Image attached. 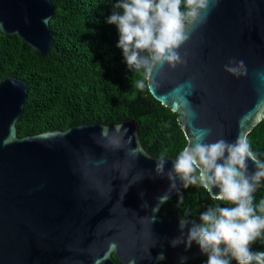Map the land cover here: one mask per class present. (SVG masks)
<instances>
[{"label":"water","instance_id":"water-1","mask_svg":"<svg viewBox=\"0 0 264 264\" xmlns=\"http://www.w3.org/2000/svg\"><path fill=\"white\" fill-rule=\"evenodd\" d=\"M55 11L52 0H0V32L46 55ZM189 30L182 62L147 73L150 93L177 114L186 146L203 130L206 143L247 138L264 119V0H215ZM233 60L244 62L241 75L226 71ZM28 93L24 79H0V264H184L205 255L195 242L172 245L182 217L160 211L184 187L177 177L170 188L175 157L149 152L135 119L19 136Z\"/></svg>","mask_w":264,"mask_h":264},{"label":"trees","instance_id":"trees-1","mask_svg":"<svg viewBox=\"0 0 264 264\" xmlns=\"http://www.w3.org/2000/svg\"><path fill=\"white\" fill-rule=\"evenodd\" d=\"M52 1L56 11L50 20L53 41L48 54L35 52L19 36L0 32V79L17 76L29 89L17 122L18 135L133 118L139 123L141 142L149 152L176 158L187 140L177 114L150 93L148 72L127 67L117 47L118 27L107 23L116 0ZM141 80L145 83L143 90L135 86ZM247 140L258 160L264 162V119L254 126ZM253 197L257 214L264 215L258 208L264 200V178ZM217 204L232 206L214 200L202 186L190 185L171 198L160 214L176 212L199 221L200 213ZM250 247L253 252L264 251V233ZM207 259L205 254L184 264H206ZM231 264L238 262L232 260Z\"/></svg>","mask_w":264,"mask_h":264},{"label":"clouds","instance_id":"clouds-1","mask_svg":"<svg viewBox=\"0 0 264 264\" xmlns=\"http://www.w3.org/2000/svg\"><path fill=\"white\" fill-rule=\"evenodd\" d=\"M214 3L215 0H116L107 23L118 27L117 47L122 50L127 67L151 73L157 65L175 67L182 62L178 50L190 38L189 25L203 22ZM225 69L241 75L244 62L230 61ZM135 86L143 90L145 83L141 80ZM207 134V130L201 131L175 158L166 173L170 188L177 187V177L184 188L197 184L209 192L218 188L219 194L213 199L232 206H209L200 213V223H190L182 217L181 235L171 243L176 246L185 242L186 248L197 243L208 257L206 264H231L232 260L238 264H264V251L253 252L250 247L264 233V215L257 214L253 204V193L264 178V162L258 160L244 136L231 143L225 139L206 143ZM249 161L256 169L251 173ZM166 163L165 159H158V174L165 173ZM258 208L264 213V200ZM163 258L161 253L158 259Z\"/></svg>","mask_w":264,"mask_h":264},{"label":"flooded vegetation","instance_id":"flooded-vegetation-1","mask_svg":"<svg viewBox=\"0 0 264 264\" xmlns=\"http://www.w3.org/2000/svg\"><path fill=\"white\" fill-rule=\"evenodd\" d=\"M174 213H176V212H171L170 214H168V215H162L163 217H170V216H172ZM178 214V213H177ZM184 219H192V218H184Z\"/></svg>","mask_w":264,"mask_h":264}]
</instances>
